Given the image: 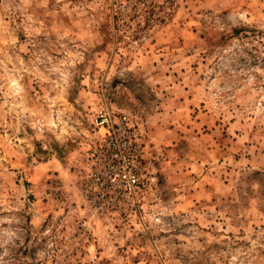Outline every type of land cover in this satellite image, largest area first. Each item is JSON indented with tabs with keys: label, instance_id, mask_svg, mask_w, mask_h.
Returning a JSON list of instances; mask_svg holds the SVG:
<instances>
[{
	"label": "rangeland",
	"instance_id": "374dc122",
	"mask_svg": "<svg viewBox=\"0 0 264 264\" xmlns=\"http://www.w3.org/2000/svg\"><path fill=\"white\" fill-rule=\"evenodd\" d=\"M0 264H264V0H0Z\"/></svg>",
	"mask_w": 264,
	"mask_h": 264
},
{
	"label": "built area",
	"instance_id": "2783aa9c",
	"mask_svg": "<svg viewBox=\"0 0 264 264\" xmlns=\"http://www.w3.org/2000/svg\"><path fill=\"white\" fill-rule=\"evenodd\" d=\"M100 125L103 133L93 153L96 172L90 176L93 188L101 197L121 190L131 193L138 184L140 134L134 133L126 116L117 118L106 112L101 116Z\"/></svg>",
	"mask_w": 264,
	"mask_h": 264
}]
</instances>
